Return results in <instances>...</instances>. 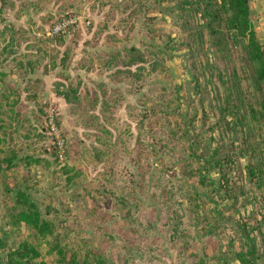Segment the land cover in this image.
Listing matches in <instances>:
<instances>
[{
	"label": "rangeland",
	"instance_id": "1",
	"mask_svg": "<svg viewBox=\"0 0 264 264\" xmlns=\"http://www.w3.org/2000/svg\"><path fill=\"white\" fill-rule=\"evenodd\" d=\"M227 2L0 0V264H264V91Z\"/></svg>",
	"mask_w": 264,
	"mask_h": 264
},
{
	"label": "trees",
	"instance_id": "2",
	"mask_svg": "<svg viewBox=\"0 0 264 264\" xmlns=\"http://www.w3.org/2000/svg\"><path fill=\"white\" fill-rule=\"evenodd\" d=\"M227 5L230 7L231 10V12L228 14L229 21L234 24L235 29L237 28V31L242 33V35H244L245 39L247 40L246 55L249 63L253 67L252 73L254 79V86L264 91V47L261 45L256 35L253 20L249 11V1L231 0V6L229 2H227ZM214 15L215 18L219 19L218 14ZM261 106L262 109H264V102L261 103ZM19 218L20 222L32 226V221L34 217H32L30 213L23 211L19 214ZM32 228L39 229L37 225H33ZM48 230V226L42 228V231L41 229H39V231L42 232V235H44L45 232H48ZM251 252L254 253L253 250H251Z\"/></svg>",
	"mask_w": 264,
	"mask_h": 264
},
{
	"label": "crops",
	"instance_id": "3",
	"mask_svg": "<svg viewBox=\"0 0 264 264\" xmlns=\"http://www.w3.org/2000/svg\"><path fill=\"white\" fill-rule=\"evenodd\" d=\"M249 11L253 24L255 27L256 35L264 47V0H248Z\"/></svg>",
	"mask_w": 264,
	"mask_h": 264
},
{
	"label": "built area",
	"instance_id": "4",
	"mask_svg": "<svg viewBox=\"0 0 264 264\" xmlns=\"http://www.w3.org/2000/svg\"><path fill=\"white\" fill-rule=\"evenodd\" d=\"M65 27H66L65 24L56 26V28L54 30V33L58 34V33L62 32V29L65 28ZM50 130H51L52 134L55 135V137L57 139V145L59 146V148H62V142H61V140L59 138V134H58L57 128L54 125H51Z\"/></svg>",
	"mask_w": 264,
	"mask_h": 264
}]
</instances>
